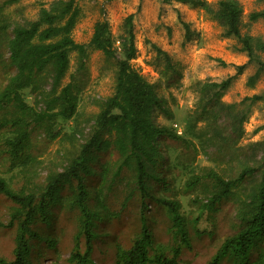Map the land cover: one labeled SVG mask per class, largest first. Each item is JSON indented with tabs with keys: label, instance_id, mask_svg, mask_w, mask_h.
I'll use <instances>...</instances> for the list:
<instances>
[{
	"label": "rangeland",
	"instance_id": "rangeland-1",
	"mask_svg": "<svg viewBox=\"0 0 264 264\" xmlns=\"http://www.w3.org/2000/svg\"><path fill=\"white\" fill-rule=\"evenodd\" d=\"M53 1L0 0V21L8 26L0 31V90L16 72L8 50L12 28L36 19L40 10ZM203 1L214 7L218 0ZM236 1L242 8L241 33L264 40V20H249L250 12L264 9V0ZM76 4L80 15L72 30L73 39L87 44L95 22L106 20L118 53L127 32L125 18L132 14L136 51L131 62L153 83L161 100L162 108H154L152 118L170 129L178 124V134L186 131L184 140H161V164L148 179L144 195L135 187L131 171L124 168L116 172V151L95 154L90 173L82 174L87 193L84 203L95 214L91 226L93 264H116L120 249L129 248L144 228L151 234V255L159 251L169 257L178 248L179 264L210 262L223 241L246 225L237 215L239 200L245 199L259 181L264 104L245 98L264 93V69L258 71L256 62H248L238 40L225 36L223 26L198 4L175 0H76ZM256 53L264 61V52ZM239 65L244 66L236 74ZM115 68V59L99 50L88 48L82 60L77 53H70L69 68L60 85L71 79L78 84L77 112L69 120L56 122L54 139H49L41 128L34 130V160L26 168L11 167L4 142L9 132L0 129V173L13 189L39 192L50 173L63 171L89 137L100 103L112 94ZM229 76L234 77L219 97L222 105L214 108L213 116L211 109L205 111L210 107L207 100L212 92L203 94L201 87ZM24 98L36 109L42 107L40 99L27 90ZM249 167L256 169L236 190V197L204 208L214 190L206 177L209 171L232 179ZM76 185L75 179L63 185L49 207L46 221H35L32 264H72L70 254L75 249L84 251ZM164 200L179 204L183 217L179 231L173 226ZM13 207L11 200L0 195L1 222L9 220ZM15 234V225L0 227V258L12 259ZM263 251L264 237L256 242L250 259ZM220 264L239 262L224 256Z\"/></svg>",
	"mask_w": 264,
	"mask_h": 264
},
{
	"label": "trees",
	"instance_id": "trees-1",
	"mask_svg": "<svg viewBox=\"0 0 264 264\" xmlns=\"http://www.w3.org/2000/svg\"><path fill=\"white\" fill-rule=\"evenodd\" d=\"M175 1L200 5L223 26L225 36L238 40L240 50L247 55L248 62H256L258 71L264 69V61L256 53L264 52V40L241 33L242 8L236 0H218L214 7L203 0ZM79 15L76 0H55L48 8H42L36 19L26 25L13 27L12 36L8 40L9 59L16 72L0 90V129L7 128L9 132L4 142L12 168H26L34 160L31 146L35 129H43L49 139H54L57 136L53 132L56 122L69 120L76 114L80 90L78 84L71 79L60 85L69 68L71 52L77 53L82 60L87 55L88 48L99 50L107 58L115 59L116 68L112 94L100 103L89 137L63 171L50 173L39 192L32 188L15 190L0 173V195L14 203L9 220L6 223L0 221V227L16 226L13 257L10 260L0 258V264H32L31 240L37 237L33 225L37 219L46 221L49 207L56 202L59 189L73 179L77 180L75 202L83 218L81 229L85 247L83 252L75 249L69 259L72 264H93L91 239L94 233L91 226L95 214L84 203L87 193L83 188L82 174L90 173V163L95 160V154L116 151L119 157L116 172L119 173L124 168L131 171L135 187L144 195L148 179L155 175L161 164V140H184L186 135L185 130L177 133L181 127L178 124L170 129L156 124L152 118L154 108H162L161 100L153 83L131 62L136 51L132 14L125 18L127 32L119 53L106 20L95 22L87 44L76 42L72 37V30ZM259 19L264 20V9L249 13L250 21ZM182 24L188 28L186 23ZM7 27L0 21V31H5ZM243 66H237L236 74L241 72ZM233 77L202 85L203 94L206 91L212 92L207 100L210 107L205 111L212 110V115H215L214 108L222 105L219 97L229 87ZM49 78L51 81L47 89ZM26 90L40 99L41 108L36 109L26 102ZM245 99L264 104V93ZM255 169L245 168L232 179H225L216 172L209 171L206 177L212 182L214 190L204 208H211L221 199L236 197V190ZM257 171L259 181L255 188L245 199L239 200L237 215L246 225L227 237L213 259L205 264H220L224 256L239 264H264V251L256 259H250L256 242L264 237V151ZM162 203L170 210L173 226L179 231L183 220L179 214V204L170 200ZM151 245V234L144 228L129 248L120 249L116 264H179L178 248L168 257L159 251L151 255Z\"/></svg>",
	"mask_w": 264,
	"mask_h": 264
},
{
	"label": "built area",
	"instance_id": "built-area-1",
	"mask_svg": "<svg viewBox=\"0 0 264 264\" xmlns=\"http://www.w3.org/2000/svg\"><path fill=\"white\" fill-rule=\"evenodd\" d=\"M176 125V124H175Z\"/></svg>",
	"mask_w": 264,
	"mask_h": 264
}]
</instances>
